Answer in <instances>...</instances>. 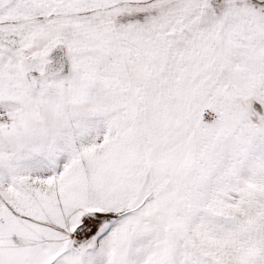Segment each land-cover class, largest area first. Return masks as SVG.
<instances>
[{"label": "snow or ice", "instance_id": "snow-or-ice-1", "mask_svg": "<svg viewBox=\"0 0 264 264\" xmlns=\"http://www.w3.org/2000/svg\"><path fill=\"white\" fill-rule=\"evenodd\" d=\"M0 264H264V0H0Z\"/></svg>", "mask_w": 264, "mask_h": 264}]
</instances>
